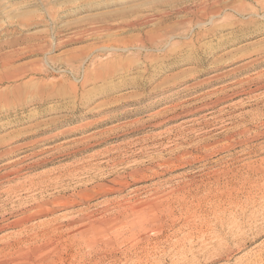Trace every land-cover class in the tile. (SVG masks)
I'll return each mask as SVG.
<instances>
[{"label": "rangeland", "instance_id": "374dc122", "mask_svg": "<svg viewBox=\"0 0 264 264\" xmlns=\"http://www.w3.org/2000/svg\"><path fill=\"white\" fill-rule=\"evenodd\" d=\"M0 74V264H264V0H0Z\"/></svg>", "mask_w": 264, "mask_h": 264}, {"label": "bare ground", "instance_id": "6f19581e", "mask_svg": "<svg viewBox=\"0 0 264 264\" xmlns=\"http://www.w3.org/2000/svg\"><path fill=\"white\" fill-rule=\"evenodd\" d=\"M210 14H211V12H210ZM210 14H209V15H210ZM7 63H8V62H7ZM6 66H7V65H6ZM0 75H1V74H0ZM262 76H264V74H263ZM257 77H259V76H257ZM260 78H261V77H260ZM253 79H254V78H253ZM249 80H251V79H249ZM261 81H262V80H261ZM248 86H249V85H248ZM241 91H242V90H241ZM243 91H245V90H243ZM245 94H246V93H245ZM262 97H263V96H262ZM219 98H220V97H219ZM261 99H262V98H261ZM190 100H191V99H190ZM263 100H264V99H263ZM261 101H262V100H261ZM201 103H202V102H201ZM205 103H207V101H206ZM220 103H221V100H220ZM217 104H218V101H216V100L213 101V100H212V102L210 101L209 103L206 104V106H209V107L212 106V107H214V106H216ZM261 108H262V107H261ZM171 111H172V110H171ZM174 111H175V110H174ZM178 111H179V110H178ZM168 112H169V111H168ZM211 114H212V112H211V113H208V115H211ZM208 115H207V116H208ZM217 117H218V116H217ZM258 117H259V116H258ZM263 117H264V116H263ZM255 118L257 119V117H255ZM262 119H263V118H262ZM160 120H161V119H160ZM192 120H193V119H192ZM197 120H198V119H197ZM214 120H215V119H214ZM157 121H158V120H157ZM193 121H196V118H195ZM203 121H204V119H203ZM262 121H263V120H262ZM262 121H261V122H262ZM188 122H189V121H188ZM208 122H209V121H208ZM191 123H192V122H191ZM193 123H194V122H193ZM193 123H192V124H193ZM206 123H207V122H206ZM255 123H256V122H255ZM259 123H260V122H259ZM210 124H211V123H210ZM210 124H209V125H210ZM197 125H198V124H197ZM191 126H192V125H191ZM195 126H196V125H195ZM188 127H189V126H188ZM258 128H259V127H258ZM233 130H234V129H233ZM247 132H248V131H247ZM242 133H243V132H242ZM247 134H248V133H247ZM159 136H160V135H159ZM245 136H246V135H245ZM169 137H170V136H169ZM179 140H180V139H179ZM87 141H88V140H87ZM238 141H239V140H238ZM215 144H216V143H215ZM228 145H229V144H228ZM123 146H124V145H123ZM214 147H215V146H214ZM232 147H233V146H232ZM190 148H191V147H190ZM198 148H199V147H198ZM191 150H192V149H191ZM142 153H143V152H142ZM195 158H196V157H195ZM160 161H161V160H160ZM182 161H183V160H182ZM257 164H258V163H257ZM259 164H260V163H259ZM141 165H142V164H141ZM244 166H245V165H244ZM257 166L259 167V165H257ZM263 166H264V165H263ZM76 167H77V166H76ZM255 167H256V166H255ZM261 167H262V166H261ZM158 168H159V167H158ZM169 169H170V168H169ZM178 169H180V168H178ZM174 170H175V169H174ZM252 170H253V169H252ZM255 172H256V171H255ZM247 173H248V172H247ZM247 176H248V175H247ZM247 176H246V177H247ZM251 176H252V175H251ZM42 177H43V176H42ZM253 177H254V176H253ZM255 177L258 178L256 181H255V180H254V181H251L252 178H248V179H247V178H240V179L243 180V181H245V180L247 179V180L245 181L246 183H244L242 187H243L245 190H246V189L249 190V192H248V194H250V195H248L249 198H251V195H252L253 191L259 189V187L261 186V185L259 186V182H258V186H259V187L256 189L257 184H254V183H256V182H257L258 180H260V179L264 180V168H263V169H262V168L258 169L257 172L255 173ZM256 178H255V179H256ZM241 180H240V181H241ZM237 181H238V179H237ZM260 181H261V180H260ZM241 182H242V181H241ZM229 183H230V182H229ZM260 183H261V182H260ZM231 184H232V183H231ZM233 184H235V183H233ZM233 184H232V185H233ZM241 184H242V183H241ZM210 185H211V184H210ZM217 185H218V184H217ZM226 185H228V184H226ZM238 185H239V184H238ZM212 186H213V185H212ZM235 186H236V185H235ZM240 186H241V185H240ZM209 187H210V186H209ZM225 187H226V186H225ZM225 187H224V188H225ZM118 188H119V187H118ZM210 188H211V187H210ZM227 188H228V187H226V189H227ZM234 188H235V187H234ZM262 188H263V187H261V189H262ZM211 189H212V188H211ZM211 189H209V190H211ZM226 189H222L220 195H224V194H227V193H228L229 196H232V195H233V193H232L233 191H232V190L230 191V190H228V189L226 190ZM229 189H230V188H229ZM231 189H233V188H231ZM203 190H204V189H203ZM212 190H213V189H212ZM219 190H220V188H219ZM239 190H240V189H239ZM214 191H215V190H214ZM237 191H238V190H237ZM237 191H236V189H235V192H237ZM208 192H210V191H208ZM243 192H244V191H243ZM255 192H256V191H255ZM237 193H238V192H237ZM237 193H236V195L239 194V193H238V194H237ZM240 193H241V192H240ZM245 193H246V192H245ZM260 193H261V192H260ZM210 195H211V194H210ZM253 195H254V194H253ZM262 195H263V194H262ZM206 196H207V195H206ZM196 197H197V196H196ZM214 197H215V196H214ZM232 197H234V196H232ZM218 198H219V197H218ZM221 198H222V197H221ZM221 198H220V199H221ZM253 198H254V197H253ZM176 199H177V198H176ZM181 199H182V198H181ZM254 199H255V198H254ZM213 200H214L213 203H212V204L210 203V204L212 205V208H213V209H220L221 206L218 205V202H216L215 199H213ZM216 200H217V198H216ZM175 201H176V200H175ZM179 201H180V199H179ZM183 201H184V200H183ZM232 201H233V200H232ZM253 201H254V200H253ZM219 202H220V201H219ZM255 202H256V201H255ZM260 203H261V202H260ZM244 204H245V203H244ZM263 204H264V203H263ZM173 205H174V204H173ZM223 205H224V204H223ZM26 206H27V205H26ZM240 206H241V205H240ZM235 208H236V207H235ZM244 208H245V207H244ZM134 209H135V212H134V211H133V212H134L136 215L139 214V213H136V208H134ZM131 210H132V209H131ZM137 210H139V208H138ZM209 210H210V209H209ZM19 211H20V210H19ZM141 211H144V209L141 210ZM154 211H155V210H154ZM188 211H189V210H188ZM218 211H219V210H218ZM231 211H232V210H231ZM127 212H128V211H127ZM133 212H132V213H133ZM139 212H140V210H139ZM189 212H190V211H189ZM189 212H188V213H189ZM250 212H251V211H250ZM188 213H187V214H188ZM240 213H241V211H240ZM140 214H141V212H140ZM140 214H139V215H140ZM142 214H143V213H142ZM142 214H141V216H142ZM146 214L148 215L149 213H146ZM191 214H192V213H191ZM243 214H244V213H243ZM132 215H133V214H132ZM149 215H150V214H149ZM195 215H196V213H195ZM259 215H261V214H259ZM124 216H125V215H124ZM133 216H134V215H133ZM136 217H140V216H135V218H136ZM146 217H147V216H146ZM213 217H214V216H213ZM256 217H257V216H256ZM133 218H134V217H133ZM143 218H145V217H143ZM149 218H150V217H149ZM153 218H154V217H153ZM190 218H191V217H190ZM254 218H255V217H254ZM29 219H30V218H29ZM136 219H137V218H136ZM136 219H135V220H136ZM146 219H147V218H146ZM185 219H186V218H185ZM135 220H134V221H135ZM138 220H139V219H138ZM147 220H148V219H147ZM256 220H257V219H256ZM136 221H137V220H136ZM149 221H150V220H149ZM186 221H187V220H186ZM190 221H191V220H190ZM190 221H189V222H190ZM131 222H132V221H131ZM154 222H155V221H154ZM175 222H176V221H175ZM187 222H188V221H187ZM186 224H187V223H186ZM198 224H199V223H198ZM224 224H225V223H224ZM127 225H128V224H127ZM143 225H145V224L136 223V224H132L131 227H132V229L136 230V228H138L137 226H139L140 228H142ZM189 225H190V224H189ZM9 226H10V225H9ZM124 226H125V225H124ZM183 226H184V225H183ZM191 226H192V225H191ZM11 227H12V226H11ZM262 227H263V226H262ZM128 228H129V227H128ZM181 228H182V227H181ZM189 228H190V227H189ZM189 228H188V229H189ZM191 228H192V227H191ZM178 229H180V228H178ZM190 230H191V229H190ZM86 231H87V230H86ZM153 231H155V230H153ZM253 232H254V231H253ZM85 233H87V232H85ZM85 233H84V234H85ZM113 233H114V232H113ZM194 233H195V232H194ZM136 234H137V233H136ZM155 234H156V233H155ZM157 234H158V233H157ZM160 234H161V232H160ZM21 236H22V235H21ZM116 236H117V235H116ZM124 236H125V235H124ZM128 236H129V235H128ZM154 237H155V236H154ZM118 238H119V237H118ZM144 238H145V237H144ZM180 238H181V237H180ZM7 239H8V238H7ZM92 239H93V238H92ZM136 239H137V238H136ZM5 240H6V239H5ZM19 240H20V239H19ZM150 241H151V240H150ZM234 241H235V240H234ZM146 242H147V241H146ZM174 242H175V241H174ZM237 243H238V242H237ZM141 244H142V242H141ZM105 245H106V244H105ZM112 246H113V245H112ZM135 246H136V244L134 245V247H135ZM222 247H223V246H222ZM225 247H226V246H225ZM55 248H56V247H55ZM135 248H136V247H135ZM129 249H130V248H129ZM158 249H159V248H158ZM226 249H227V248H226ZM229 249H230V248H229ZM221 251H222V250H221ZM219 252H220V251H219ZM128 253H129V252H128ZM204 253H205V252H204ZM204 253H203V254H204ZM106 254H107V253H106ZM118 254H119V253H118ZM130 255H131V254H130ZM216 255H217V254H216ZM119 256H120V255H119ZM123 256H124V255H123ZM185 256H186V255H185ZM104 258H105V257H104ZM181 258H182V257H181ZM217 258H218V257H217ZM34 259H35V258H34ZM39 259H40V257H39ZM75 259H76V258H75ZM56 260H57V259H56ZM149 260H150V259H149ZM138 261H139V260H138ZM147 261H148V260H147ZM147 261H146V262H147ZM150 261H151V260H150ZM94 262H95V261H94ZM76 263H77V262H76ZM96 263H97V262H96ZM93 264H94V263H93ZM106 264H107V263H106ZM132 264H133V263H132ZM140 264H141V263H140ZM150 264H151V263H150Z\"/></svg>", "mask_w": 264, "mask_h": 264}]
</instances>
